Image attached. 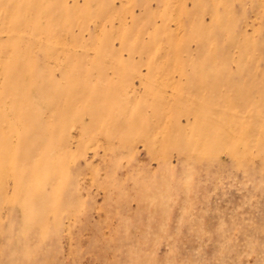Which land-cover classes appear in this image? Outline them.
<instances>
[{
    "label": "rangeland",
    "instance_id": "1",
    "mask_svg": "<svg viewBox=\"0 0 264 264\" xmlns=\"http://www.w3.org/2000/svg\"><path fill=\"white\" fill-rule=\"evenodd\" d=\"M0 264H264V0H0Z\"/></svg>",
    "mask_w": 264,
    "mask_h": 264
}]
</instances>
